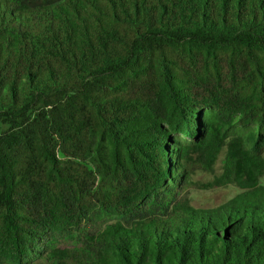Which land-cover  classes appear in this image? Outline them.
<instances>
[{
    "label": "trees",
    "instance_id": "trees-1",
    "mask_svg": "<svg viewBox=\"0 0 264 264\" xmlns=\"http://www.w3.org/2000/svg\"><path fill=\"white\" fill-rule=\"evenodd\" d=\"M263 151L264 0H0V264H264Z\"/></svg>",
    "mask_w": 264,
    "mask_h": 264
},
{
    "label": "rangeland",
    "instance_id": "rangeland-1",
    "mask_svg": "<svg viewBox=\"0 0 264 264\" xmlns=\"http://www.w3.org/2000/svg\"><path fill=\"white\" fill-rule=\"evenodd\" d=\"M223 165L224 151L218 155L212 169H198L191 175L189 186L185 192L189 203L198 207L216 206L238 192L239 189L232 184H220L219 177L224 170Z\"/></svg>",
    "mask_w": 264,
    "mask_h": 264
}]
</instances>
